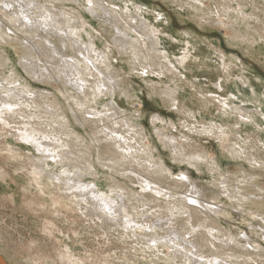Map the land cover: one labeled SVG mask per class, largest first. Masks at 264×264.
<instances>
[{
    "label": "rangeland",
    "instance_id": "rangeland-1",
    "mask_svg": "<svg viewBox=\"0 0 264 264\" xmlns=\"http://www.w3.org/2000/svg\"><path fill=\"white\" fill-rule=\"evenodd\" d=\"M27 1L28 0H26V2ZM44 1L48 3L47 0H42L40 2L42 3ZM94 1L96 3L94 7L91 3L87 2V0H64L54 3L55 7L61 9L67 15L69 14L70 17H77L76 12H78L85 20V24L83 23L84 25L82 26V29L84 28L85 31L80 33L79 38L76 36L73 38L77 41L78 46L72 47L69 49L70 51L67 52L71 55L76 54L75 56L81 58V52L86 53V55L91 54L92 56H103L106 54L105 51L111 52L110 60L108 62L105 61L107 64L100 63L97 61L99 59H96V62L100 63H98V66L104 72L115 76V79H117V81H115L117 83H114L116 84V87L114 86V96H100L98 101L94 102L92 95L93 90L89 88V85H95L94 83L97 84L99 82V78H103L101 76L96 77V75H94L95 77L91 75L88 77L86 76V79L89 81V83L87 81L88 84L86 87L90 90L88 89L87 91L86 89L85 95L82 97L84 98L83 102L86 101L87 103L84 102L85 106L82 107L78 106V102L75 100L77 95L71 92L70 86L64 81L66 80L63 72L64 64L61 61L58 62L59 56H56V54L54 56L48 54L49 52L51 53L50 49H48V44L43 41L44 39H40V37H42V35L39 34L41 29L29 28V26H27V24H29L27 19L21 16V12H17V9L19 11V2L22 3V1L20 0L17 2L11 0V3L13 2L12 4L9 2L11 5L15 6L16 10H12L13 12L11 11L15 18L10 13L13 17L8 14L10 17H6L9 18V20H4L0 14V18L2 17V21H4L5 24V27H2L0 31V77H3L0 79H10L9 81L13 82L14 78L11 72L16 71L21 78L20 86L25 87L24 85H29L33 88V91L38 94L35 95L36 103H33L35 102L34 96L27 98L22 97L24 98L25 104L27 103V117L25 120L17 117L19 118H16L17 123L11 124L12 129H6L8 132V144L15 150H18L21 155L31 156L32 152H35L34 154L37 155L38 153L30 144L19 139L18 128H23L24 126L23 124L21 125V123L24 121L26 122L25 124H27L29 121L31 126L33 125V128L51 132V138H56L58 141V143L55 144L56 151H58V147H61V144L68 145L72 150L70 156L73 158L71 166L77 167L80 165L79 167L89 173L83 178L85 183L98 182L100 189L108 194H110V188H114L116 185H126L140 193L139 184L135 181L141 180L142 177L137 174L140 172L144 176L155 178L148 174L152 172L154 168L156 169L157 164L163 163L168 169L172 170L174 174V176L166 180L167 184L174 182V180H185L181 173H189L192 181L209 191H219L220 184L223 183L224 180L228 181L230 178L231 180L233 179L234 184L236 183L234 186L238 187V190L244 187V184H246L245 182H250L251 180L258 181L264 188V0ZM1 2L2 0L0 1V7H2L0 10L3 9L2 11H6ZM27 3H29V1ZM89 4H91V7H89ZM228 4L229 6L227 7ZM103 6L110 11L112 9V12L115 11L114 13L118 14L123 26L130 23V12L140 14L141 18L148 24V27L150 26V31L159 32L158 35L161 39V46L156 45V49L158 50L157 53L160 59L154 58L156 57L154 55V63L149 60L150 58L147 57L146 48L142 43L143 39L138 36L141 34L139 30L137 33L131 31L129 35L133 39H140V44H137V47L144 60H147L141 61L135 58L136 56L133 48H131L132 50H129V47L125 49L124 47L120 48V43H115L113 41V37L116 35L115 28L110 22L106 23L110 17L103 14V8H99ZM31 7H34L35 12H30L35 13V15L29 12V17L36 19V17L47 16L41 11H39V13V9L37 8V10L35 6ZM224 7H226L225 10ZM16 15L18 17H16ZM98 16H100V18ZM41 20L43 21L44 18H41ZM41 20L36 19L38 22H41ZM5 22H7L8 25H6L7 23ZM132 23L135 25L134 21ZM137 24L139 25L140 21ZM80 29L78 25V29L76 30L79 31ZM3 32L6 37H4ZM27 32L31 34L34 33L35 35L33 34L32 37V35ZM37 34L39 36H37ZM61 35L66 37L63 33H61ZM46 37L47 35H43L42 38ZM144 39H146V37H144ZM90 42L96 43L98 50H89L92 53H88L87 49L91 47ZM29 43L32 46H29ZM40 45L44 46L41 47ZM56 45H60V42L57 41ZM85 45L89 46L86 48ZM82 47L83 51L81 50ZM165 52L169 58L165 57ZM149 53L151 54L150 51ZM3 56H6V58ZM26 57L27 59H25ZM180 59L184 60L185 68L181 66L179 62ZM101 61L104 60L102 59ZM147 61L151 63L148 64ZM35 66L37 69L32 70ZM35 72L37 74H35ZM220 84H222L223 89L220 88ZM173 91H177L179 94V104L176 101H174L176 103L173 101L171 103L169 99ZM73 96L75 99L72 98ZM173 97L175 98L176 96ZM28 98L31 100L29 101ZM15 100L16 99H14V102ZM112 101L114 104H117L119 110L122 111L120 112L121 114L115 117L113 116L112 120L107 119L103 122H83L84 119H92L94 117L92 113L96 110L105 112L106 104H111ZM241 108L244 109L243 113H239ZM260 109L263 110V113L259 112ZM157 114L161 116L162 120L159 121L154 118ZM242 114L247 116L251 114V119H248L247 116H243V119L241 117ZM64 116H67V119H64ZM10 121L12 123L14 119H10ZM18 123H20V125H18ZM203 123L216 128H220L221 126L224 127H222L223 129H214L215 131H204ZM109 130L113 131L114 135H123L125 150L127 148L128 153L133 154L135 158L132 160L133 167H129L127 164H124V166L122 164V166L117 167L114 165V161L110 160L113 156L107 155L106 157V154H101V148L108 145V141H111V139L107 141L106 138V134L109 133ZM221 131H227L230 134L229 138L226 140L224 137V140L220 138L223 136L220 134ZM161 135L163 137H160ZM185 135L189 136L190 144L197 146L205 153L207 162H201L197 167L191 166L187 161L182 162L178 160L175 156V152L165 145V140L167 141L168 139H175L181 142L186 141ZM100 137L101 140L98 142L97 140L100 139ZM1 139L4 138H2L0 134V141H2ZM125 143L128 145H125ZM129 146H133L131 150ZM230 147L236 149L235 151L237 153L233 155ZM4 148L5 146H2V149ZM88 154L89 156L86 157ZM83 157H85V159ZM100 157L101 161L99 160ZM74 158L78 159L75 161ZM135 160H138L143 166L136 167V164H134ZM213 160L218 162L219 167L214 165ZM254 160H256V162ZM84 161H86V163ZM6 163L7 162H2V160H0V167L5 166L8 169H13L12 164ZM48 163H50L51 167L55 168V171H58V173H61L63 166L66 167L63 162H58V164H56L53 161H49ZM88 165H93V169ZM254 167L257 168L256 171ZM145 168L151 171L147 172ZM19 173L21 175L23 174V176H21L22 178H18L17 175L13 177V180L17 182V186H14L15 188L11 189L8 185L0 183V263L44 264L38 259L41 254L47 253L46 255L49 257L48 263L58 264L57 258H55L57 254L55 249L56 241H54V238H50L43 229L47 221L45 215L41 214L40 216L39 214L37 219H35L33 218L35 215L32 216L31 214H34L33 210H29V212L24 206L22 208V198L24 203L27 202L29 198L27 196L24 197L23 190L19 188V185L24 183V179L27 180L24 174L28 173L27 171H21ZM93 174H96L95 177ZM128 176H131L132 179L128 178L127 180ZM178 184L181 188L179 190L181 195L189 190V188L181 187L180 183ZM258 192L263 194V191ZM180 194L178 193V195ZM17 195L20 203L15 205L8 202L12 196L17 199ZM240 196L241 195L238 194L232 200L226 198V196L220 197L223 203L218 206L226 210L229 217L220 216L219 219H215L216 221L218 220V227L223 231L217 236L221 237V241L227 242L231 232L234 233V236L248 233L247 236L249 238L254 241L259 240L258 242L264 246L263 237L258 238L253 230L251 232V217L249 212L240 209L238 206V199L241 198ZM252 197L255 199V196L252 195L250 198L252 199ZM131 199L129 207L135 204L138 206L137 211L139 213L141 211L145 213L149 211L150 220L153 218V214L156 210H159L155 207V203H148L147 206H144V202H141L138 198L132 196ZM257 199L261 200V198ZM208 200H210V198H208ZM209 202L214 203L212 200ZM248 209H250V207H248ZM167 214L170 216L169 213H166V215ZM200 216L201 215H199V217ZM133 217L140 221L136 215ZM194 217L197 218H194V221L198 224L197 228H193L195 222L192 223V221H190L191 219H189V222H186L184 226L183 224H181V226L179 225L180 229L178 230H180L181 237L184 236L183 238L187 240L193 237L195 233L207 232V229L204 228L208 225L207 222H203L201 220L202 218H199L197 215ZM184 218H187V215H184ZM93 220L94 222L91 218H87V220H85L86 222L84 221L82 225L78 224L74 226L65 219H62V221L57 220L54 223L57 228L54 234L57 233L58 236L59 232L64 233V235L60 233L59 236L61 244L66 247L67 245H71L72 242L69 240L74 238L72 231L75 228L76 230L79 228L81 232L78 237L83 245L79 246L75 253L87 252L93 257L97 256L94 257V260L99 256H113L114 254L121 256L122 254L132 253L134 254H131L132 258L138 256L137 259L140 260L139 264H150L152 261H157L158 263L156 262V264H165L163 260L158 259L159 257L162 258V253H160L162 256H159V252L152 253L146 250L147 252L145 251L146 253L143 254L140 250L141 246L133 244L129 239L125 240V243L120 234L123 232L122 230L117 228L108 229L106 226L97 227V225L94 224L95 222L97 223L96 217H93ZM166 221L167 220H164V223ZM141 222L148 223L146 219H142ZM256 223H260V220ZM167 228L168 226L166 229ZM255 229L261 231L258 227H255ZM67 232L71 235L69 239L67 238ZM214 234L216 233L214 232ZM208 238L211 242L212 238ZM199 239L201 238L199 237ZM192 240L194 239L192 238ZM227 243L231 244V242ZM199 245H204L203 248L199 246V249L205 254H209L210 251L216 252L211 244L206 241L200 240ZM224 251L219 250L221 253ZM234 251L237 252L236 256L238 258H233L231 261L229 256H224L223 258L225 261L228 260V262L226 261L223 264H230L231 262L232 264H247L248 262V264H264L263 262L256 263V261L243 257L245 255V250L237 244ZM160 252L170 254L167 250L161 249ZM30 254L32 256H30ZM228 254L230 255L231 252H228ZM160 261H162V263ZM178 264H180L179 261Z\"/></svg>",
    "mask_w": 264,
    "mask_h": 264
},
{
    "label": "bare ground",
    "instance_id": "bare-ground-1",
    "mask_svg": "<svg viewBox=\"0 0 264 264\" xmlns=\"http://www.w3.org/2000/svg\"><path fill=\"white\" fill-rule=\"evenodd\" d=\"M14 1L19 2L20 0H14ZM21 1H22V3L19 2V4H20L18 7L19 11L17 9V12L18 13L21 12V16H23L25 19H27V21L29 23V24H27V26H29V28H34V29L40 28L41 29L40 32L38 31L39 29L37 30L39 32V34H41L42 37H43V35H47L46 38L40 37V39H44L43 41L48 44V49H50V51H51V53L49 52L48 54L49 55L51 54L52 56H54L56 54V56H59L58 62L61 61L64 64L63 72H64V76H65L64 78H66V80H64V81H66L67 85L70 86L71 92L74 93V95L75 94L77 95L75 97L76 99L74 98V96L72 98H74L76 100V102H78V106H81V107L85 106L84 102L86 103V101L83 102L84 98H82L85 95V92L87 89L86 86L89 83V81L86 79V76L88 77L91 75L92 77H95L94 75H96V77L101 76L103 78V79L99 78V82L97 84L94 83L95 85H93V84L89 85L90 86L89 88L90 89L92 88V90H93L92 95H93V101L94 102H97L100 96H107V95H113L114 96L115 87H116L115 86L116 84H114V83H117V82H115V81H117V79H115V76H112L111 74H107L106 72H104L98 66L99 62L107 64L106 62H108L110 60V53L111 52L108 51L109 52L108 53L107 51H105L106 54L103 56H99L98 54H97L98 56H92L91 54L86 55V53L81 52L82 58L75 56L76 54L71 55L69 52H67V51H70L69 49H71L72 47L78 46L77 41L74 40L73 38L75 36L77 38H79L80 33L82 31L83 32L85 31L84 28L82 29V26L85 24L84 23V21H85L84 17L80 13L76 12L77 17L72 16L73 17L72 18L69 16V14L68 15L65 14L64 11H62L61 9H58L57 7L54 6V3L59 2V1L62 2L64 0H47L48 3L45 1L41 3L40 1H42V0H28L29 3H27L28 1L26 2V0H21ZM9 2L11 3V0H8V1L2 0V2H1L3 5V8L6 10V11H2L3 9L0 10V14L4 20H9V18H7L6 16L10 17L9 15L12 14L11 11L16 10L15 6L11 5L13 2L11 4ZM87 2L91 3L93 7L96 4L94 0H89V1L87 0ZM31 6H35L36 9L37 8L39 9V10L37 9L38 12L41 11V12H43V14L47 15L46 17H44V16L38 17V18L36 17V19H40V20H41V18H44L43 21L41 20V22H38V21H36V19L29 17L30 16L29 12L34 11V7L32 8ZM228 6H229V4L227 5V7ZM16 7H17V5H16ZM104 7L105 6L99 7V8H103L102 9L103 14L108 15L110 17V19L107 20L106 23L110 22L111 25L116 30V35H115V37H113V41L115 43H120V48L124 47V49H125V48L129 47L130 48L129 50H132L131 48H133L135 51V56H136L135 58L140 59L142 61V60H144V58L141 56V52L139 51V49L137 47V44H140V41H139L140 39H137V40L133 39L129 35V33L131 31H134L136 33L138 30L141 31V34H139L138 36L141 39H143L142 43H143L144 47L146 48L147 57L150 58L149 60L152 61V63H154V58H159L158 53H157L158 50L156 49V45L161 46V43H160L161 39L158 35L159 32L157 31V33H156L153 30L150 31L149 30L150 26L148 27V24H146L144 19L141 18V15L137 14L136 12H135L136 14L130 12L131 16L129 15V17H130L131 21H130V23H127V24L124 23V24H126V26H123L122 22L120 21V18L118 17V14L114 13L115 11L112 12L111 8H110L111 9V11H110ZM0 8H2V7H0ZM225 9H226V7H224V10ZM89 10H91V9H89ZM67 13H69V12H67ZM31 14L35 15V13H31ZM12 15H11V17L14 16V15L13 16ZM17 15H16V17H18ZM95 15H96V13H95ZM38 16H41V15H38ZM2 17L0 18L1 19L0 20V31L2 30V27H5L4 21H2ZM98 17L100 18V16H98ZM14 18H15V16H14ZM103 20H104V18H103ZM133 21L135 22V25H133V23H132ZM139 21H140V24L138 25L137 23ZM20 22H22V21H20ZM120 22H121V25H120ZM5 23H7V22H5ZM18 23H19V21H18ZM6 25H8V23ZM78 25L81 28L79 31L76 30V29H78ZM16 29H18V28H16ZM69 30H71V31H69ZM106 30H107V28H106ZM103 32H105V31H103ZM61 33H63V35H66V37L62 36ZM28 34L32 35V37H33L34 33L31 34L29 32ZM3 35H4V37H6L4 32H3ZM37 36H39V35L37 34ZM144 37H146V39H144ZM10 38L12 39L11 36H10ZM89 39H90V37H89ZM3 41H5V40H3ZM57 41L60 42V45H58V46L56 45ZM20 42H21V40H20ZM29 46H32V45L29 43ZM43 46H41V47H43ZM85 46L87 48L89 45H85ZM148 46H149V51L151 52L152 55L148 51ZM82 49H83V47L81 48V50ZM87 50H88L87 51L88 53H90L91 51H94V50H98L96 47V43H94V42L91 43L90 49H87ZM89 50H91V51H89ZM65 52H67V53H65ZM102 54H100V55H102ZM154 55L156 57H154ZM165 57L169 58L167 56V53H166ZM4 58H6V56ZM30 58H32V57H30ZM30 58H29V60H30ZM25 59H27V57ZM96 59H99V60H97L99 62H96ZM102 59L104 61H101ZM145 60H147V59H145ZM179 62L181 64V66H183V68H185L184 60L180 59ZM32 63H34V62H32ZM149 63H151V62H148V64ZM26 69H27V67H26ZM28 69H30V68H28ZM36 69H37V67L35 66V68L32 70H36ZM106 71H108V70H106ZM36 72H35V74H37ZM39 73H41V72H39ZM11 75L14 78V79L12 78L13 82L12 81L10 82L9 81L10 79H8V80L0 79V134H1L2 138H4V139H1L2 141H0V160H2V162L5 161L7 163L12 164L13 169H8L5 166L0 167V183H4V184L8 185L11 189H13V188H15L14 186H17V182L15 180H13V177L15 175H17L18 178H22L21 176H23V174L21 175L19 172L27 171L28 174H24V176H26L27 180H25L23 178L24 183L19 185V188L21 190H23L24 197L27 196L29 198L27 200V202H25V203H24V200L22 198V208L24 206L25 209L28 211L33 210L34 214L33 213H31V214H32V216L35 215V216H33V218H35V219H37L39 214H40V216H41V214L45 215V218L47 219V221L45 222V227L43 229L50 236V238L52 237L55 239L54 241H56L55 249H56L57 254H56L55 258H57L56 260H57L58 264H139L140 263V260L137 259L138 256H135V258H132V255H134V254L129 252L130 250L128 252L131 253L132 255L131 254H122L121 256H118L116 254H114L113 256L112 255H106L104 257L99 256L98 258H95L96 260H94V257H97V256L93 257V256L89 255L87 252H83V253H79V254L75 253L76 249L79 246L83 245L81 240L78 237V236H80L79 233L81 232V230L79 228H78V230H76V228L74 230L72 229L74 238L69 240L72 243H71V245H69V246L67 245L66 247H64L61 244V239L59 236L60 233H62L63 235H64V233L58 231L59 232L58 236H57V233L54 234V232H56V229H57L55 227L54 223L57 220L62 221V219H65V220H67V222H70L74 226V225H78V224L82 225L84 223V221L87 220V218H91V220L94 222L93 217H96V219H97V223L96 222L94 223L97 225V227L106 226V227H108V229H116L117 228L119 230H122L123 232H121L120 234L122 235L124 241L129 239V240H131V242L133 244L141 246L140 250L143 254L147 252L146 250H148L152 253H154V252L155 253L159 252V254L162 253L163 256L161 254L159 255V256H162V258L159 257L158 259L163 260L165 262V264H178V261L180 262V264H223L226 261L228 262V260L225 261V259L223 258L224 256H226V257L229 256L231 261L233 260V258H235V259L238 258L236 256L237 252L234 251V248L236 249V244L238 246H241L245 250L244 251L245 255L243 257L248 258L249 260L256 261V263L257 262H263L264 263V246L258 242L259 240L254 241L253 239L249 238L247 236L248 233H245L244 235L240 234V235L234 236V233H232L231 232L232 230H231L230 231L231 232L230 237L227 240V242H231V244L224 242V241H221L220 240L221 237L217 236V235H220L223 231L218 227V223H217L218 220L217 221L215 220L216 218L219 219L220 216H228L229 215L226 213V210H223V208L221 206H218V205H221L223 203L221 201L220 197L226 196V198H229L230 200H232L234 197H236V195L240 194L241 198L238 199V201H239L238 206L240 209L249 212V215L251 217V219H250V223H251L250 227L252 228L251 232L253 230L255 232V235L258 236V238L263 237V239H264V188L261 186V184L258 181H252L251 180L250 182L249 181L245 182L246 184H244V187H242V189L238 190V187L234 186L236 183L234 184L233 179L231 180V178H230L228 181L224 180V182L220 184V189L218 187L219 191H209V190H206L205 188L199 186V184H197L196 182L192 181L189 173L188 174L181 173V175L184 176L185 180H183V179H179L177 181L174 180V182L167 184L166 180H168L170 177L174 176V174H173V171L168 169L166 167V165L163 163V164H157L156 169L154 168V170L152 172H150L151 170H148V168H145L147 172H150L148 175L153 176L155 178L144 176L140 172L137 174L138 176L142 177L141 180H137L135 178L137 180L135 182H137V184H139V188L141 190L140 193L134 191L133 189L127 187L126 185H120V186L116 185L114 188H110V194H108V193L104 192L102 189H100L98 182L97 183H95V182L90 183L89 182L88 184L85 183L83 178L89 173H87V171L85 172L84 169L79 167L80 165L77 167L71 166V161L73 160V158L70 157L72 150H71V148H69L68 145L61 144V147H58V151H56L55 144H57L58 141L56 140V138H51V136H50L51 132H47L46 130L42 131L38 128H33L32 127L33 125L31 126L29 121L27 124H25L26 122H24V121L22 123L20 122L21 125L23 124L24 126H23V128L22 127L18 128V132H19L18 137L22 141L30 144L38 154L36 155V154H34L35 152L34 153L32 152L31 156H24V155H21L18 150H15L14 148H12L10 146V144H8V140H7L8 132L6 131V129H10L11 124L17 123L16 122L17 117L23 118L24 120L27 117L26 116V104L27 103L25 104V101L23 99L25 97L27 98V97L34 96V101H35V99H36L35 95H38V94H36V92L33 91V88L31 86H29V85H24L25 87L20 86L21 85L20 84L21 78L19 77L20 75L16 71H12ZM0 78H3V77H0ZM116 78H117V76H116ZM87 81H88V83H87ZM94 86H95L96 90L94 89ZM220 88L223 89L222 84H220ZM88 89H87V91H88ZM67 95H68V93H67ZM173 96H176V97L174 98ZM22 97H24V98H22ZM17 98H18V101H17ZM14 99H16L15 102H14ZM28 99H29V101L31 100L30 98H28ZM169 99L171 100V103H172V101L173 102L176 101L179 104V94L177 93V91H173V94L170 95ZM89 101H91V100H89ZM27 102H28V100H27ZM176 102H174V103H176ZM33 103H36V101ZM178 104H176V105H178ZM6 105L11 106V110H9V108L6 107ZM105 107H106L105 112H101V111L99 112L96 110L94 113H92L94 115V117L92 119H84L83 122H85V123H98L100 121L103 122L107 119L112 120L113 116L115 117L116 115L121 114L120 112H122L121 110H119L117 104H114L113 101L111 102V104H106ZM243 112H244V109L241 108L239 113H243ZM259 112L263 113V110L260 109ZM236 113H237V111H236ZM250 115L247 116L245 114H242L241 117L243 118V116L244 117L247 116L248 119H251ZM252 116H253V114H252ZM19 118H17V119H19ZM154 118L159 120V121L162 120L161 116L158 114L156 116H154ZM10 119L11 120L14 119V121H12V123H11ZM64 119H67V116H64ZM20 123H18V125H20ZM59 124H61V123H59ZM205 124L206 123H203L204 131H209V130L215 131L214 129L218 130V129H221L222 127H224V126H221L220 128H216V127L208 126ZM58 126H60V125H58ZM110 129H111V127H110ZM220 134L223 135L220 138L224 137L225 140L228 139L229 135H230L227 131H221ZM160 137H163V136L161 135ZM106 138H107V141H108V139L109 140L111 139V141H108L109 142L108 145L103 144L106 146H103L101 148V151H102L101 154H103V155L106 154V157H107V155L113 156V158H110V160L114 161V165L117 167L122 166V164H123V166H124V164H127L129 167H131V166L133 167V161L132 160H134L135 158H134L133 154L128 153L127 148L125 150L123 135H118V134L114 135V132L109 130V133L106 134ZM185 138H186V141H182V142L177 141L175 139H173V140L168 139L167 141L165 140V145L167 147H170L172 149V151L175 152V156L178 160H180L182 162L187 161L191 166L197 167L199 164H201V162L206 161L207 157H206L205 153L200 150V148L189 143V136L188 135H185ZM224 138H223V140H224ZM100 140H101V137L97 141L99 142ZM112 141H113V143H112ZM125 141H126V139H125ZM125 145H128V144L125 143ZM2 146H5V148L2 149ZM132 147L129 146V149L131 150ZM230 148L232 149L231 153H233V155H234V153H237L235 151L236 149H234L232 147H230ZM99 149H100V147H99ZM116 149L121 150V151H118ZM152 154H153V152H152ZM87 156H89V154L86 155V157ZM209 157H211V156H209ZM83 158L85 159V157H83ZM77 159H75V161ZM99 160L101 161V157ZM49 161H53L56 164H58V162H60V163L63 162L66 167L63 166L61 173H58V171H55V168L51 167L50 163H48ZM217 161H214V165L219 167V164ZM254 161L256 162V160H254ZM84 162L86 163V161H84ZM73 163H79V162H73ZM91 164H92V162H91ZM134 164H136L135 165L136 167L137 166H141V167L143 166L138 160L137 161L135 160ZM9 166H11V165H9ZM89 167L90 168L92 167V169H93V165H90ZM121 168H123V167H121ZM254 170L256 171L257 168L254 167ZM95 175H94V177H95ZM132 176H134V175H132ZM128 178L132 179L131 176H128L127 180H128ZM178 183L181 184V187H186L187 189L189 188V190L184 192L181 195L179 192V190L181 188L178 186L179 185ZM255 189H257V190H255ZM240 190H243V191H240ZM237 191H239V192H237ZM258 191H263V194L259 193ZM178 193L180 195H178ZM252 195L255 196V199H254V197H252V199L250 198ZM132 196H134L135 198H138L141 202L143 201L144 206H147L148 203H155L156 204L155 207L158 208L159 210H156V212L153 214V218L151 220H150L149 211H146V213L141 211L139 213L137 211L138 206L135 204L132 205V207L131 206L129 207V205H130L129 203L132 200L131 199ZM208 198H210V200H212L214 203L209 202L210 200H208ZM257 198H261V200H258ZM8 202H10L11 204H15V205L20 203L18 201V195H17V199L14 196L10 197ZM248 207H250V209H248ZM142 208H143V206H142ZM166 213H169L170 216L168 214L166 215ZM135 215L139 218L140 221L136 220L133 217ZM184 215H187V218H184ZM195 215H197L198 217H199V215H201L199 218H202L201 220L203 222H207L208 225L204 227L205 229H207V232L206 233L205 232L195 233V235L193 237H190L187 240V239L183 238L184 236L181 237V235H180L181 233L179 232L180 230H178V229H180L179 225L181 226V224H183V226H184V224H186V222H189L188 220L191 219L190 221H192V223L195 222L193 224V228H197L198 224H196V221H194L195 220L194 218H196V217H194ZM255 216H256V218H255ZM142 219H146V221H148V223L147 224L142 223L141 222ZM164 220H167V221L164 223ZM258 220H260V223H256ZM88 222H90V221H88ZM144 222H145V220H144ZM167 226H168V228L166 229ZM42 227H43V225H42ZM255 227H258L261 231L255 229ZM96 230H97V228H96ZM194 232H197V231H194ZM214 232L216 234H214ZM70 236L71 235H69V232H67V238L68 239L70 238ZM199 237L201 239H199ZM208 237L212 238L211 242H210ZM192 238L194 240H192ZM200 240L206 241L207 243H210L212 248H214L216 252L210 251L209 254H205V253L201 252L199 249ZM125 243H126V241H125ZM224 243H225V245H224ZM127 244H129V243H127ZM200 247L203 248L204 245H202ZM161 249L167 250V252L168 253L170 252V254H166L165 252L164 253L160 252ZM219 250L220 251L225 250V251L223 253H221V252H219ZM237 250H238V247H237ZM228 252H231V254L229 255ZM46 254H41L39 256L38 260L40 262L42 261L44 264H49L48 263L49 257ZM136 255H138V254H136ZM30 256H32V255L30 254ZM53 256H54V253H53ZM140 257H143V256H140ZM53 260H50V261H53ZM143 261H144V259H143ZM156 262L152 261V263H150V264H156ZM160 262L162 263V261H160ZM244 262H246V261H244ZM230 264H232V262Z\"/></svg>",
    "mask_w": 264,
    "mask_h": 264
},
{
    "label": "snow or ice",
    "instance_id": "snow-or-ice-1",
    "mask_svg": "<svg viewBox=\"0 0 264 264\" xmlns=\"http://www.w3.org/2000/svg\"><path fill=\"white\" fill-rule=\"evenodd\" d=\"M89 7H91V4H89ZM6 107H8L9 110H11V106L6 105Z\"/></svg>",
    "mask_w": 264,
    "mask_h": 264
}]
</instances>
